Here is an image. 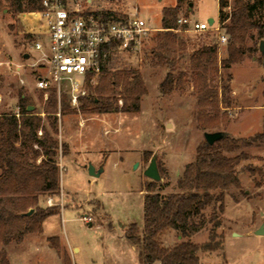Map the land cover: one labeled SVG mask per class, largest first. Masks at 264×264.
Listing matches in <instances>:
<instances>
[{"label": "rangeland", "instance_id": "obj_1", "mask_svg": "<svg viewBox=\"0 0 264 264\" xmlns=\"http://www.w3.org/2000/svg\"><path fill=\"white\" fill-rule=\"evenodd\" d=\"M91 4L98 10L117 13L137 8L140 16L157 30L140 51L111 54L103 72L84 78L75 99L67 83H62L59 91L36 86V78L47 75V70L35 63L41 52L32 44L40 38L46 43L47 36L30 31L27 12L31 10L15 12L8 2L0 4V115L19 112L20 95L33 106L31 110L40 117L38 136L45 131L57 142L54 158L61 183L57 197L44 194L39 198V205L45 207L50 206L47 199L51 197L59 213L45 219L42 233H28L20 243L9 242L11 264H63L56 259V250L47 244L50 236L58 238L71 264H138L137 252L122 236L132 222L142 228L145 185L153 184L163 197L179 191L177 181L186 164L195 158L205 132L249 138L264 131V58L258 49L259 40L249 43L255 48L253 52L228 67L221 63L227 56L226 45L217 44L212 64L217 71L207 74L215 98L200 104L197 90L189 81L190 56L196 49L216 42L212 31H174L184 46L176 42L169 53L174 64L167 66L158 59V33L163 29L160 18L162 9L174 6L176 0H91ZM227 4L225 12L231 10L233 0H227ZM218 10V0H181L178 14L207 21L208 17L219 19ZM132 70L138 72L146 89L137 110L82 109L83 97L102 96H112L116 99L114 105L121 108L122 86L113 79V73ZM168 72L175 78L185 74L184 83L182 88L163 94L160 83ZM53 100L55 105L51 104ZM55 115L56 129L51 126ZM240 152L249 158L235 167L240 187L225 191L224 210L211 206L201 214H191L185 227L189 233L168 230L162 236L166 247L185 240L207 241L211 214L216 211L220 222L216 232L223 234V249L198 251L200 264H264V234L255 233L261 225L264 227V141L240 145L226 155ZM152 158L159 180L143 174ZM89 164L95 170L103 168L101 174L90 176ZM249 167L260 168L263 178L251 174ZM195 223H200L201 228L192 230ZM67 240L81 248L73 258L66 249Z\"/></svg>", "mask_w": 264, "mask_h": 264}, {"label": "trees", "instance_id": "obj_2", "mask_svg": "<svg viewBox=\"0 0 264 264\" xmlns=\"http://www.w3.org/2000/svg\"><path fill=\"white\" fill-rule=\"evenodd\" d=\"M8 2L15 12L25 9L40 8V0H0ZM181 0H176L174 6L162 9L160 23L163 28L158 33V59L161 64L171 66L174 59H169V53L175 49L176 42L184 46V42L171 30L175 29ZM227 0H218L219 21L224 28L228 41L227 56L222 59V66L239 62L244 55L253 52L255 48L249 43L264 39V0H233L229 12L223 9ZM106 14H113L108 11ZM104 14V16H107ZM11 27V25L9 26ZM217 43L202 46L190 56L191 72L189 81L196 88L198 102L205 104L214 100V90L208 84V73L216 72L215 62ZM103 67L100 72H103ZM88 73L86 77L91 76ZM114 80L122 86L123 105L121 108L112 96L83 97L82 109L93 112L131 111L139 108L140 96L146 92L138 72L125 71L113 73ZM181 73L175 78L168 72L160 83L163 94H169L176 88L183 87ZM90 78V77H89ZM209 101V102H210ZM55 105V100L52 101ZM30 104L21 95L17 107L19 112L2 113L0 115V264H10L4 246L11 241L20 243L28 233H41L44 220L59 213L56 206H41V195L58 196L60 191V169L54 156L57 154V142L44 131L38 136L37 129L40 117L34 111L28 110ZM56 115L51 124L55 127ZM264 141V131L249 138H233L226 134L220 140L209 144L205 139L196 147L195 158L186 164L181 177L177 181L179 191L163 197L156 187L145 185L143 196V226L139 229L132 222L125 229V236L133 244L140 247L139 258L142 264H200L198 251L213 252L223 249V234H218L216 228L220 222L216 211L212 212V227L208 240L194 243L182 241L173 247H166L162 236L170 229H179L186 235L187 222L191 214H201L207 207L218 211L224 210L225 191L230 187L239 188L240 181L235 171L236 165L249 156L245 152L229 156L239 149L240 145L250 146ZM37 146V148L34 147ZM64 146V145H63ZM40 158V159H39ZM39 159V160H38ZM251 174L263 178L260 168L249 167ZM259 184L258 182H256ZM31 210V212H29ZM192 230L201 228L195 223ZM50 246L61 255L63 264H71L67 252L61 248L58 238L49 237Z\"/></svg>", "mask_w": 264, "mask_h": 264}, {"label": "built area", "instance_id": "obj_3", "mask_svg": "<svg viewBox=\"0 0 264 264\" xmlns=\"http://www.w3.org/2000/svg\"><path fill=\"white\" fill-rule=\"evenodd\" d=\"M39 3L40 8L27 12L30 31L47 36L46 43L40 38L32 44L41 52L35 63L47 70V75L36 78V86L41 89L54 87L59 91L61 84L67 83L73 99L81 90L86 75L98 74L111 54L140 51L157 30L140 16L137 8L117 13L93 8L91 0H40ZM108 11L113 14H106ZM176 24L171 30L212 31L218 45H226L228 41L218 18L210 25L208 20L197 21L178 15ZM47 203L53 205L51 197Z\"/></svg>", "mask_w": 264, "mask_h": 264}, {"label": "water", "instance_id": "obj_4", "mask_svg": "<svg viewBox=\"0 0 264 264\" xmlns=\"http://www.w3.org/2000/svg\"><path fill=\"white\" fill-rule=\"evenodd\" d=\"M213 20L214 19L212 17L208 18V23L211 25L213 23ZM258 49L262 53L263 58H264V39L259 41ZM28 56H29V54H27V53L24 54L25 58H28ZM32 107L33 106H28L27 109L31 110ZM225 135L226 134L223 132H212V133L205 132L204 133V139L209 144H213L217 140H220L221 138H223ZM87 170H88V174L90 176H95V177L99 176L100 173L102 172V168L95 170V168L92 164L88 165ZM143 174L152 180H159L160 179L154 158L151 159L149 166L144 170ZM29 212H31V210H29ZM89 225H91V224L89 223ZM255 233L256 234H264V227L261 225L257 230H255Z\"/></svg>", "mask_w": 264, "mask_h": 264}, {"label": "crops", "instance_id": "obj_5", "mask_svg": "<svg viewBox=\"0 0 264 264\" xmlns=\"http://www.w3.org/2000/svg\"><path fill=\"white\" fill-rule=\"evenodd\" d=\"M208 18H210V17H208ZM208 20V19H207ZM102 170H103V168H102ZM101 174V173H100ZM92 177H95V176H92ZM60 188H61V183H60ZM62 193H64L63 191H62ZM45 221V220H44ZM143 222V221H142ZM89 223L90 222H87V224L89 225ZM143 226V225H142ZM140 229H142V228H140ZM42 230H43V224H42ZM42 233V232H41ZM51 237V236H50ZM123 239H125L129 244H130V246H131V248H133L134 249V251H136L137 252V257H138V264H142L141 262H140V258H139V253H140V249H138V248H136V247H139L138 245H136V244H133L132 242H130V240L129 239H127L126 238V236H125V234H123ZM49 238V237H48ZM47 238V239H48ZM49 242H48V240H47V244H48ZM22 244V243H21ZM63 244V243H62ZM9 245H10V243H8V244H6L5 246H4V249H5V251H6V255H7V258H8V260H9V256H8V247H9ZM66 245V249L70 252V256L73 258V253H79L80 252V250H81V248L79 247V246H77L76 244H74V243H71L70 241H68L67 240V243L65 244ZM48 246H49V244H48ZM50 247V246H49ZM51 248V247H50ZM52 249H54V248H52ZM55 250V249H54ZM54 254H55V257H56V259L58 260V261H60V262H62V260H61V258H60V256L58 255V253L56 252V251H54ZM93 262H95L94 260H93ZM9 263L11 264V262H10V260H9Z\"/></svg>", "mask_w": 264, "mask_h": 264}]
</instances>
